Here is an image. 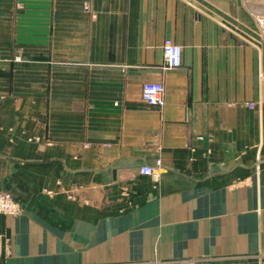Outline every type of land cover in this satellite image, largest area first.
I'll list each match as a JSON object with an SVG mask.
<instances>
[{
  "label": "crops",
  "instance_id": "0c3cea01",
  "mask_svg": "<svg viewBox=\"0 0 264 264\" xmlns=\"http://www.w3.org/2000/svg\"><path fill=\"white\" fill-rule=\"evenodd\" d=\"M258 16L264 0H0V190L23 208L0 214V264H261Z\"/></svg>",
  "mask_w": 264,
  "mask_h": 264
},
{
  "label": "built area",
  "instance_id": "2783aa9c",
  "mask_svg": "<svg viewBox=\"0 0 264 264\" xmlns=\"http://www.w3.org/2000/svg\"><path fill=\"white\" fill-rule=\"evenodd\" d=\"M257 22L264 30V16H258ZM164 68L167 70L177 69L183 64V47L167 38L163 44ZM141 97L144 103L150 106L163 107L165 105V86L162 82H146L142 86ZM251 108L254 103H249ZM262 115V111H259ZM139 175L150 176L155 180L158 178V164H145L136 172ZM21 204L13 197L10 192L0 190V214L17 216L22 213ZM118 264V263H105ZM119 264H151V263H119ZM152 264H214L205 258H193L185 261H154ZM264 264V262H263Z\"/></svg>",
  "mask_w": 264,
  "mask_h": 264
},
{
  "label": "rangeland",
  "instance_id": "374dc122",
  "mask_svg": "<svg viewBox=\"0 0 264 264\" xmlns=\"http://www.w3.org/2000/svg\"><path fill=\"white\" fill-rule=\"evenodd\" d=\"M190 259H192V258H190ZM205 259H207V258H205ZM185 260H189V259H173V261H185ZM207 260H209V258ZM243 262H240L239 264H244ZM263 262H264V259L262 260V263L261 264H263ZM227 264H237V262H235V261H233V262L229 261ZM255 264H259V260H257V262Z\"/></svg>",
  "mask_w": 264,
  "mask_h": 264
},
{
  "label": "bare ground",
  "instance_id": "6f19581e",
  "mask_svg": "<svg viewBox=\"0 0 264 264\" xmlns=\"http://www.w3.org/2000/svg\"><path fill=\"white\" fill-rule=\"evenodd\" d=\"M151 264H152V262H151Z\"/></svg>",
  "mask_w": 264,
  "mask_h": 264
}]
</instances>
